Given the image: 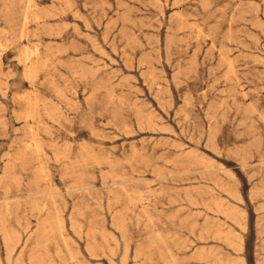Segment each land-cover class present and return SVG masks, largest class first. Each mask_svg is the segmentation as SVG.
<instances>
[{
    "label": "rangeland",
    "instance_id": "rangeland-1",
    "mask_svg": "<svg viewBox=\"0 0 264 264\" xmlns=\"http://www.w3.org/2000/svg\"><path fill=\"white\" fill-rule=\"evenodd\" d=\"M0 264H264V0H0Z\"/></svg>",
    "mask_w": 264,
    "mask_h": 264
},
{
    "label": "bare ground",
    "instance_id": "bare-ground-1",
    "mask_svg": "<svg viewBox=\"0 0 264 264\" xmlns=\"http://www.w3.org/2000/svg\"><path fill=\"white\" fill-rule=\"evenodd\" d=\"M29 114V113H28ZM29 116V115H28ZM28 116H27V119H28ZM33 116V115H32ZM29 126V125H28ZM32 132V131H31ZM32 136V135H31Z\"/></svg>",
    "mask_w": 264,
    "mask_h": 264
}]
</instances>
